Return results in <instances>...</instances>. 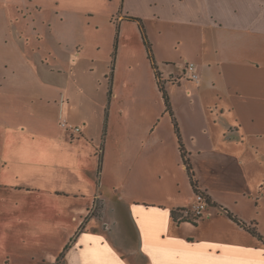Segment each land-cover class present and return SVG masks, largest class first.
I'll return each mask as SVG.
<instances>
[{"label": "crops", "instance_id": "crops-1", "mask_svg": "<svg viewBox=\"0 0 264 264\" xmlns=\"http://www.w3.org/2000/svg\"><path fill=\"white\" fill-rule=\"evenodd\" d=\"M143 1L148 16L126 14L103 39L92 17L70 14L81 0H53L50 18L14 9L47 0H0V198L26 204L0 220L28 229L36 214L41 244L64 234L40 263L67 246L62 264H264V0ZM80 81L106 85L90 100ZM180 146L207 199L194 222Z\"/></svg>", "mask_w": 264, "mask_h": 264}, {"label": "rangeland", "instance_id": "rangeland-1", "mask_svg": "<svg viewBox=\"0 0 264 264\" xmlns=\"http://www.w3.org/2000/svg\"><path fill=\"white\" fill-rule=\"evenodd\" d=\"M33 3L34 2H31L27 5H22L18 8L14 7V9H18L19 12L23 13V15H27V16L40 15L41 17L44 16L50 18L52 16L53 9L57 8L54 5L55 3L53 2V0H47L45 4H40V5H37L38 3L37 4H33ZM58 8L62 9V7H58ZM63 8L65 9V7ZM69 10L68 11L70 12V14H72L78 20V22L80 20H83L84 18L90 19L92 17L93 23L95 24L96 27H98V30L102 34L103 39L109 35L107 32H109L112 29V26L114 25L113 27L115 28L116 24H119V21H121L122 17L125 16L126 14L137 15V16H148L149 14V7L147 6L146 2L143 0H127L123 6L114 0L113 1L112 0H97V1L81 0V2H78L73 6L69 7ZM108 16L111 25L107 24L106 20ZM147 19L149 20V18ZM48 25H49L48 22L41 25L40 30L48 31L49 30ZM145 25L146 28L150 30L152 35H156L158 33L159 27L155 26L154 24L151 25V23L148 22H146ZM11 26L15 29H25V24H21V23L19 24L13 23V25ZM103 47L104 46H102V48ZM84 79H86V77H84ZM80 83L88 87V90L84 91L80 95L83 97H87L90 100H92V94L94 96H96L95 94L99 96L102 95L103 89H105L104 87L106 85V81H101V82L99 81L98 83L95 84L96 85L95 88L91 81H80ZM88 83L89 85H87ZM97 84H99L100 86H97ZM160 84H162V81H160ZM181 84L184 86H186L187 84L190 85V83H186L185 81H182ZM139 85L141 89L139 94L135 98L144 96V83H139ZM98 88H100L101 91ZM176 92H178V90H176ZM77 95L79 94L77 93ZM168 96L169 93L167 94V98ZM155 102L156 104L153 105V107L155 106V109L160 111L161 109L164 108V105L160 102L159 98H157ZM128 103L134 104L133 108L138 106V103H135L134 101ZM173 175L175 180L179 179L180 176H184L183 172L177 167H174ZM174 188L176 189V191L180 190L182 194L188 191L186 186L184 185V182L181 187H179L177 183L174 184ZM101 194H102L101 199H105L111 196L109 189L108 190L102 189ZM204 197L206 196L204 195ZM17 200L18 199L16 198H8L6 200L0 198V202L6 201L7 203L5 207L0 203V212H9V213L11 212L12 213L11 217L13 220H15L17 217L25 216L22 213V207H24L26 204L22 200H19L18 202L13 204ZM97 206L93 213L94 216L100 214V209H98ZM182 215L185 214L182 213ZM9 216L10 214L8 213L7 214L0 213V218L9 217ZM111 216L115 217L117 216V214L113 212ZM33 218L34 219H31L29 221L28 229H25L24 227L22 228L16 222H10L9 220H0V229L6 228V230L12 232L10 236L9 234L6 235L3 231H0V233H2L3 235V237H0V264H46V263H40V253L45 251L54 252L65 242V236L63 233H61L59 235H55V240L52 241L51 243L41 244L40 221L38 222L40 218L36 214L33 215ZM186 218L191 222L199 220L195 216V213L192 210V208L190 209L189 214L186 215ZM262 228L264 230V225H262ZM89 253L98 254L100 252L96 249V246H92L91 248H89ZM84 255L85 254L82 255L83 258H85ZM96 263L119 264V262L116 260H113L112 263H108L104 259H101ZM59 264L62 263L60 262Z\"/></svg>", "mask_w": 264, "mask_h": 264}, {"label": "trees", "instance_id": "trees-1", "mask_svg": "<svg viewBox=\"0 0 264 264\" xmlns=\"http://www.w3.org/2000/svg\"><path fill=\"white\" fill-rule=\"evenodd\" d=\"M131 19L133 21H137L138 24H139L140 32H141V35H142V39H143L144 45H145V47L147 49L148 59L150 60L151 64L154 66V61H153L152 54H151L150 44L148 43V41L146 39L145 32H144V27H143V25H142V23H141L140 20L133 19V18H131ZM156 75L158 76L159 74L156 73ZM157 84H158V87H159L160 91L162 92L163 99H164V103H165V107H166V111L169 112L170 111V106H169V103H168L167 95L165 94V91L163 89V86L160 84V81H157ZM179 151H180V157H181V160H182V164L184 165V167L186 169V173H187V176H188V179H189L190 186H191L193 192L195 194H197L199 192H198V189H197V184H196V181H195V176H194V173H193L192 166L190 164L189 158L187 156V153H186V151L181 146L179 148ZM228 216H229V218L232 221H234L235 223H237L241 228H243L245 231H247L251 235H253V236H256L257 235L256 232L254 231V229H251V228L246 227V225L238 222L237 219H235L234 217H232L230 214ZM259 238L261 239V237H259ZM66 250H67V246L64 248L63 252L61 253V255L59 256V258L57 259L56 264H59L60 262L63 263V258H64V255H65Z\"/></svg>", "mask_w": 264, "mask_h": 264}, {"label": "built area", "instance_id": "built-area-1", "mask_svg": "<svg viewBox=\"0 0 264 264\" xmlns=\"http://www.w3.org/2000/svg\"><path fill=\"white\" fill-rule=\"evenodd\" d=\"M192 68H193V65H191V64L186 65V71H190V70H192ZM190 77L193 80H197V78H198L195 74H191ZM62 126H65V124L62 123ZM72 131L74 133H78L80 131V129L78 127H74V128H72ZM194 199H195V203L192 207V210L194 211L197 219H201L203 216V213L207 210V207H208L207 199L200 192L194 195Z\"/></svg>", "mask_w": 264, "mask_h": 264}]
</instances>
